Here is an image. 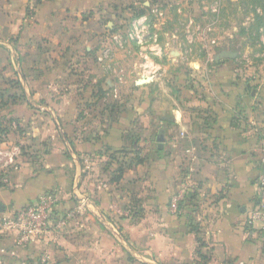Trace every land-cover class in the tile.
<instances>
[{
	"label": "crops",
	"instance_id": "crops-1",
	"mask_svg": "<svg viewBox=\"0 0 264 264\" xmlns=\"http://www.w3.org/2000/svg\"><path fill=\"white\" fill-rule=\"evenodd\" d=\"M156 10L151 0H0V97L24 128L0 140V173L20 164L6 170L8 185L0 180V220L44 193L57 199L52 225L36 243L19 246L0 225V264H264L259 225L249 224L263 99L254 108L240 71L221 65L217 86L169 93L164 103L150 96L161 66L144 41L96 38L104 24L141 28ZM110 47L141 64L131 72L142 82L133 101L112 83ZM223 53L217 62L229 58ZM87 110L93 135L78 113ZM15 143L35 145L36 160L28 163ZM85 220L93 229L63 231Z\"/></svg>",
	"mask_w": 264,
	"mask_h": 264
},
{
	"label": "rangeland",
	"instance_id": "rangeland-1",
	"mask_svg": "<svg viewBox=\"0 0 264 264\" xmlns=\"http://www.w3.org/2000/svg\"><path fill=\"white\" fill-rule=\"evenodd\" d=\"M151 3L157 10L154 13L149 11L150 14H147L146 19L142 21L141 28L136 23V29L124 32L122 22L110 26L104 24L105 33L96 36L97 39L110 38L120 43L125 42L126 38L134 42L139 37L147 44L145 50L147 54H157L156 62L161 69H159L157 79L154 80L155 84H152L150 96L160 97L166 100L164 103L168 104L169 93L179 94L183 89L193 91L206 86H217L218 77H214V73L220 70L221 65H224L231 69L235 67L243 75V86L249 89V100L252 101L256 96L257 101L254 103V108L259 107H257L258 101L263 99L264 103L262 95L264 92V0H159L155 3L151 0ZM144 26L146 29L141 31ZM110 29L112 32L108 31ZM131 34L134 35L133 39H131ZM153 40L157 41L155 47L152 46ZM132 48L138 51L136 46L132 45ZM123 51L120 47H110L109 54L113 55L112 60L114 61L108 64L107 70L111 73L110 76H113L112 83L119 90L128 92V96L133 101V98H138L137 89L141 83H138L137 75L134 76L131 72L141 64H138L136 54H134L135 58L132 57L131 61L127 62L129 54ZM221 52H235L237 56L233 60L222 58L217 62L216 57ZM157 64H155L156 68H158ZM155 65L150 64L148 69L155 68ZM95 69L100 71L99 67ZM122 70L128 74V77L124 79L118 77ZM252 90L257 91L254 96L250 95ZM153 91L158 92V95H155L156 92ZM92 98L89 95L85 103L93 101ZM8 110L1 103L0 140L4 139L3 135L7 133L20 134L19 131L23 128L16 124L15 119L8 114ZM90 110L78 113L84 114L82 117L85 119L84 129L93 135V111ZM258 112L264 115V110H258ZM253 122L256 125L261 123L257 120ZM252 127L253 124L250 123L249 131ZM262 131L264 134V127L260 129L261 133ZM15 145L23 148L25 157L22 158L27 159L28 163L36 160L34 159L35 145L29 143L32 146L28 148H26L27 144L15 143ZM41 150L44 149L41 148ZM12 167L20 168V164L13 163L8 168ZM8 168L0 173L2 184L7 183L6 185L9 184L5 182L9 181L6 171ZM91 175L90 183L93 186V170ZM108 178L114 177L108 176ZM85 191L91 195L93 205V191L88 189ZM85 211L86 216L91 215L87 207ZM84 222L85 224L80 222L79 225L75 224L72 227L66 226L63 231L93 229L90 222L86 220ZM57 246L55 245L54 248L56 249Z\"/></svg>",
	"mask_w": 264,
	"mask_h": 264
},
{
	"label": "built area",
	"instance_id": "built-area-1",
	"mask_svg": "<svg viewBox=\"0 0 264 264\" xmlns=\"http://www.w3.org/2000/svg\"><path fill=\"white\" fill-rule=\"evenodd\" d=\"M188 189H192L193 192L196 190L193 187ZM81 202L84 208L90 204L89 198L86 196L82 198ZM56 206L57 199L55 195L53 193H44L32 205L16 211L12 215L3 217L0 220V225L4 230L14 232L17 235L19 246L31 245L41 240L48 232L52 225V215ZM63 221L57 224L62 227L64 225ZM249 224L252 228H255L256 224L259 225L257 229L259 231L258 236L261 241V248L264 251V143L261 149L257 199L249 213Z\"/></svg>",
	"mask_w": 264,
	"mask_h": 264
},
{
	"label": "trees",
	"instance_id": "trees-1",
	"mask_svg": "<svg viewBox=\"0 0 264 264\" xmlns=\"http://www.w3.org/2000/svg\"><path fill=\"white\" fill-rule=\"evenodd\" d=\"M1 103H2V105H5L4 104V102H3V99H1V97H0V106H1ZM122 172H123V169H119V170H117L116 171V174H115V179H117L118 177H120V175H122ZM49 193V192H48ZM195 194L194 193H189V194H187V197H190V198H192V197H195L194 196Z\"/></svg>",
	"mask_w": 264,
	"mask_h": 264
},
{
	"label": "water",
	"instance_id": "water-1",
	"mask_svg": "<svg viewBox=\"0 0 264 264\" xmlns=\"http://www.w3.org/2000/svg\"><path fill=\"white\" fill-rule=\"evenodd\" d=\"M236 55H237V54H236L235 52H224V53L222 54V56H227V57H229V58H234ZM140 83H142V82H140ZM159 141L162 142V141H163V138H162V137L159 138Z\"/></svg>",
	"mask_w": 264,
	"mask_h": 264
}]
</instances>
